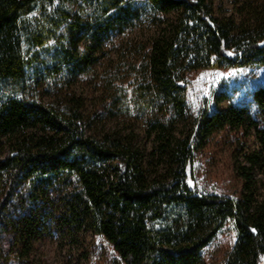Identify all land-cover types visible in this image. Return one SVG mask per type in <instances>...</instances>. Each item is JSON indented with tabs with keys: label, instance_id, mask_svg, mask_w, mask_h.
<instances>
[{
	"label": "trees",
	"instance_id": "16d2710c",
	"mask_svg": "<svg viewBox=\"0 0 264 264\" xmlns=\"http://www.w3.org/2000/svg\"><path fill=\"white\" fill-rule=\"evenodd\" d=\"M143 20L154 30L120 110L154 135L149 151L134 128L89 132L95 116L78 99L60 111L19 96L30 83L89 73L108 38ZM248 65H264V0H231L227 9L218 0H0V184H9L0 262L30 258L45 210L71 236L104 238L125 264H203V249L233 220L226 264H263L264 84L253 92L260 120L247 105L204 106L189 129H176L187 118L186 72ZM227 127L253 132L257 143L235 151L237 199L191 183L193 152ZM13 209L23 212L17 220Z\"/></svg>",
	"mask_w": 264,
	"mask_h": 264
},
{
	"label": "rangeland",
	"instance_id": "374dc122",
	"mask_svg": "<svg viewBox=\"0 0 264 264\" xmlns=\"http://www.w3.org/2000/svg\"><path fill=\"white\" fill-rule=\"evenodd\" d=\"M218 1L224 9L230 8L231 0ZM153 26L152 22L143 20L135 27L112 35L105 41L98 53L100 57L90 72L77 76L70 83L41 80L39 84L30 83V88L19 96L54 106L60 111H66L78 99L83 105L85 117L95 116L89 132L101 135L105 130L126 132L134 128L138 143L149 151L154 143V135H147L141 118L135 116L137 114L128 112L125 115L120 107L130 103L137 65L146 52L142 40L153 33ZM184 77L187 85V118L178 120L177 135L189 129L204 106L211 112L228 108L231 104L247 105L250 113L260 120L253 92L264 84V65L200 68L186 72ZM205 140L204 145L193 152L191 183L198 191L225 194L237 199L241 194L242 181L235 170L234 154L242 147L245 150L255 149L257 143L253 132L245 135L242 130L227 127L215 131ZM2 154L3 149L0 148V157ZM0 185V193L3 194L0 200H3L9 184ZM55 196L52 194L50 199L53 208L58 200ZM41 211L44 222L39 224L37 237L32 241L30 258L10 254L1 264H125L101 236L86 231L71 236L52 223L46 217L45 210ZM6 212L14 220L23 214L21 209ZM234 227L233 220H228L203 249V264H226L237 236ZM3 240L7 244L11 241L9 238Z\"/></svg>",
	"mask_w": 264,
	"mask_h": 264
}]
</instances>
